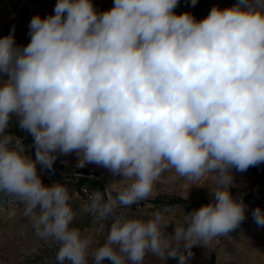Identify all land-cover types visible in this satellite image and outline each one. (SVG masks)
<instances>
[{"label": "clouds", "instance_id": "obj_1", "mask_svg": "<svg viewBox=\"0 0 264 264\" xmlns=\"http://www.w3.org/2000/svg\"><path fill=\"white\" fill-rule=\"evenodd\" d=\"M178 3L114 0L98 12L92 0H57L54 14L31 18L27 46L14 27L0 37V195L23 204L36 235L58 245V264H143L149 252L188 264L194 246L246 218L230 170L264 163V0L214 6L202 20L177 15ZM13 116L33 137L35 159L5 134ZM72 152L77 167H103L123 185L85 206L97 221L114 215L94 249V234L73 226L68 188L45 185L37 171ZM169 169L211 177V201L172 234L160 210L148 220L118 213L148 199ZM252 216L264 226L259 206Z\"/></svg>", "mask_w": 264, "mask_h": 264}, {"label": "rangeland", "instance_id": "obj_2", "mask_svg": "<svg viewBox=\"0 0 264 264\" xmlns=\"http://www.w3.org/2000/svg\"><path fill=\"white\" fill-rule=\"evenodd\" d=\"M56 3L57 0H0V37L9 35L14 27L16 44L27 46L31 39L29 30L31 18L35 15L44 18L54 14ZM92 3L98 12H103L113 7L114 0H92ZM236 3L237 0H197L196 5L192 6L191 0H179L174 12L177 15L188 12L196 20H202L209 14L212 7L224 9ZM5 134L22 139L27 149L26 154L35 159V148L32 147L33 137L19 128L15 116L12 117ZM78 159L76 152L68 155L57 153L54 164L59 168L53 165V168L49 170L37 164V171L45 185L58 182L68 188L71 196L69 203L77 213L73 226L80 228L85 234H94L92 245L94 249L103 244L106 239L107 230L114 215L108 216L104 221H97L93 213L85 210V206L91 202L90 198L80 196L77 190L80 186H84L91 191V196L99 192L107 199L106 191H111L115 196L123 185L119 182L121 177L103 167L95 164H87L83 168L77 167ZM253 169L254 167H250L244 172L237 171L235 168L230 170L233 177L231 185L233 197L240 199V193L249 189L253 180ZM67 172L76 176L69 175ZM214 186L211 177L201 181H191L176 176L174 170L169 169L162 173L148 199L117 211L129 217L148 220L154 212L160 210L171 220L172 224H169L166 231L172 234L175 224L183 223L187 212L211 201L212 196L209 193ZM255 199L251 195L252 206H246V218L239 227L227 235L214 238L206 248L194 246L193 255L188 258V264H264V226H258L252 216V211L257 206L264 211V202ZM243 201L247 202L244 199ZM23 209V204L0 195V264H58L55 262L58 245L36 235L32 221L24 215ZM101 225L104 226L102 231ZM89 261L91 264V258ZM64 264H70V261H65ZM102 264H112V262L105 259ZM143 264H178V257L166 259L149 252Z\"/></svg>", "mask_w": 264, "mask_h": 264}, {"label": "built area", "instance_id": "obj_3", "mask_svg": "<svg viewBox=\"0 0 264 264\" xmlns=\"http://www.w3.org/2000/svg\"><path fill=\"white\" fill-rule=\"evenodd\" d=\"M252 167H254L252 171L253 180L249 189L239 195L242 199L247 200V202H245L247 207L252 206L250 202L251 195L256 198V201L264 202V163ZM77 193L85 198L91 197V191L84 186H80Z\"/></svg>", "mask_w": 264, "mask_h": 264}, {"label": "water", "instance_id": "obj_4", "mask_svg": "<svg viewBox=\"0 0 264 264\" xmlns=\"http://www.w3.org/2000/svg\"><path fill=\"white\" fill-rule=\"evenodd\" d=\"M54 166H56V164H53ZM56 167H58V166H56ZM59 168V167H58ZM69 175H72V176H76V175H74V174H71V173H69V172H67ZM4 198H6L5 196H4ZM4 200V199H3ZM6 214H7V212H6Z\"/></svg>", "mask_w": 264, "mask_h": 264}, {"label": "trees", "instance_id": "obj_5", "mask_svg": "<svg viewBox=\"0 0 264 264\" xmlns=\"http://www.w3.org/2000/svg\"><path fill=\"white\" fill-rule=\"evenodd\" d=\"M156 203H159V202H156ZM188 208H190V206L187 205Z\"/></svg>", "mask_w": 264, "mask_h": 264}]
</instances>
